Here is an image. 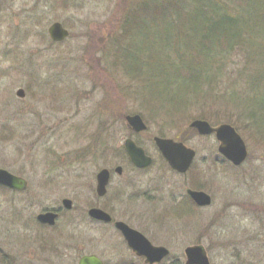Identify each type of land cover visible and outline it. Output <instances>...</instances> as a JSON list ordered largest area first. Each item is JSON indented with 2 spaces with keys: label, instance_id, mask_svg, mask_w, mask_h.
<instances>
[{
  "label": "rangeland",
  "instance_id": "obj_1",
  "mask_svg": "<svg viewBox=\"0 0 264 264\" xmlns=\"http://www.w3.org/2000/svg\"><path fill=\"white\" fill-rule=\"evenodd\" d=\"M125 2L0 0V169L28 182L24 193H0V264H77L79 257L90 254L106 264H122L118 260L124 257L126 264H143L132 259L113 227L97 225L86 215L87 207L97 203L96 173L116 166L123 174L111 176L108 194L99 204L109 206L113 218L128 223L153 246L166 248L169 256L162 264H184V249L193 245L205 249L210 264H264V131L247 130L245 121L231 120L237 130L222 122L233 114L212 106L229 117L207 122L213 127L229 124L244 140L247 158L238 167L218 154L213 135L199 136L188 128L191 121L185 119L194 115L191 111L171 122L160 137L161 123L149 118L142 104H156L165 91L159 79L150 81L148 71L162 72L158 60L167 50L158 37L147 38L156 28H145L135 40L140 58L150 56L136 90L133 80L113 65L110 47ZM263 4L252 24L257 42L264 38ZM52 23L68 30L63 44L50 41ZM257 44L263 51L264 41ZM262 60L264 55L256 64ZM247 61L240 53L224 61L219 92L251 78ZM18 89L24 90L23 99L16 97ZM263 103L261 94L257 104ZM139 112L148 129L134 134L125 116ZM257 123L264 129V114ZM153 137L194 150L186 174L172 172ZM126 138L152 158L149 168L141 171L129 164L122 147ZM194 187L211 196V206L174 212L187 201L185 191ZM64 198L73 201V209L62 210L55 227L44 229L34 222L43 210L61 209Z\"/></svg>",
  "mask_w": 264,
  "mask_h": 264
},
{
  "label": "trees",
  "instance_id": "obj_2",
  "mask_svg": "<svg viewBox=\"0 0 264 264\" xmlns=\"http://www.w3.org/2000/svg\"><path fill=\"white\" fill-rule=\"evenodd\" d=\"M262 3L264 0H126L118 34L110 42L115 52L113 65L126 79L133 80L137 90L144 73L142 66L150 56L145 55L144 61L140 58L135 40L145 28H156L147 38L155 41L158 37L167 52L158 60L162 72L149 70L148 77L150 81L156 77L160 88H166L159 102H145L142 111L154 121L159 120L160 137L165 135L164 128L185 118L186 112L194 113L186 117V122L201 119L218 123L220 117H229L221 116L212 106L233 114L222 122L235 126L231 120L237 119L241 123L245 121L242 126L247 130L264 131L257 123L264 114V103L257 104L258 96L264 97V61L256 64L264 55V49L259 51L257 43H262L264 38L257 42L255 27H252ZM238 53L248 60L251 78L243 77L241 86L232 82L219 92L217 88L223 83L222 75L225 76L221 71L224 61ZM147 67L150 68L148 63ZM255 109L261 111L260 115L252 113ZM240 110L244 115L234 117ZM193 132L186 130L185 134ZM6 192L7 189L0 187V193Z\"/></svg>",
  "mask_w": 264,
  "mask_h": 264
},
{
  "label": "water",
  "instance_id": "obj_3",
  "mask_svg": "<svg viewBox=\"0 0 264 264\" xmlns=\"http://www.w3.org/2000/svg\"><path fill=\"white\" fill-rule=\"evenodd\" d=\"M48 36L52 42L60 43L66 40L69 36L68 30H66L60 23H52L47 30ZM18 99H23L25 92L22 89H18L15 93ZM127 126L135 133H143L147 131V125L143 121L140 115H127L125 117ZM189 128L196 130L200 136L215 135L218 141V153L223 156L227 161L231 162L234 166L241 165L247 158V150L244 144V140L236 132L235 129L229 124H221L216 127H212L207 121L201 119L192 120L189 124ZM153 144L162 155L163 159L167 162L172 171L178 174H185L191 167L195 158L194 150L186 147L182 142H177L172 139H164L159 137H153ZM127 154V157L135 168L144 169L152 164V159L145 154V151L138 146L130 138L125 139L122 144ZM115 173L122 174V168L116 167ZM110 178V173L107 169H102L96 174V194L98 197H103L106 193V186ZM0 186L15 191H24L27 188V182L21 177L6 172L4 169H0ZM187 196L194 201L198 207H208L211 205V198L203 191L187 189ZM62 206L65 210L72 209V202L68 199L62 200ZM87 215L90 219L95 221L110 223L112 218L106 212L98 208H90L87 211ZM58 215L54 212H46L37 216V222L48 226H54ZM114 228L118 230L123 236L127 247L131 252L138 256L143 257L145 264H159L166 256L169 255V251L164 247L153 246L140 232L129 228L123 222L116 221ZM184 264H210L209 258L205 249L201 245L188 246L184 249ZM78 264H103L102 261L94 255L82 256Z\"/></svg>",
  "mask_w": 264,
  "mask_h": 264
},
{
  "label": "flooded vegetation",
  "instance_id": "obj_4",
  "mask_svg": "<svg viewBox=\"0 0 264 264\" xmlns=\"http://www.w3.org/2000/svg\"><path fill=\"white\" fill-rule=\"evenodd\" d=\"M105 169H107V168H105ZM108 171H109V173H110V178H109V181H108V185L106 186V193H105V195L103 196V197H98L97 196V194H96V183H95V195H96V201H97V203H94V204H91L89 207H87V211L91 208H98V209H101L102 211H104V212H106L108 215H110V217L112 218V222H110V223H104V222H99V221H95V220H93V222L95 223V224H97V225H102V226H104V227H113L114 228V224H115V222L116 221H120V222H123V223H125L126 225H128L129 226V228H132L128 223H126L125 221H123V220H120V219H115V218H113L114 217V215H113V212L107 207V206H105L104 207V205L101 207L100 206V204H99V201L100 200H102V199H104V197H106L107 196V194H108V186H109V184H110V182H111V180H112V175L113 174H115V169H107ZM122 175V174H121ZM121 175H117V176H121ZM21 177V176H20ZM96 179V178H95ZM26 180V179H25ZM96 181V180H95ZM26 182H27V180H26ZM43 185H44V187H45V189H46V175H45V178L43 179ZM27 188H28V182H27ZM27 190V189H26ZM25 190V191H26ZM195 190V189H194ZM197 190V189H196ZM25 191H23V192H17V191H9V192H13V193H16V194H21V193H24ZM199 191H202V190H199ZM211 197V196H210ZM66 199H68V198H66ZM68 200H70L71 202H72V209H73V201L71 200V199H68ZM186 200L187 201H185V200H182V203L183 204H179L178 206H176L175 208H173V209H175V211L176 210H180V211H191V209L190 208H199V209H204L203 207H198L196 204H194V201H192V199H190L187 195H186ZM211 202H212V198H211ZM210 202V203H211ZM188 203H189V205H188ZM191 204V205H190ZM212 204V203H211ZM211 206V205H210ZM209 206V207H210ZM205 208H208V207H205ZM63 209H65L63 206H62V202H61V209L60 208H57V209H48V210H43L42 212H39L37 215H39V214H43V213H46V212H49V211H51V212H54V213H56L57 215H58V217H57V219H56V221L57 220H59V218L62 216V210ZM63 211H65V210H63ZM37 215L35 216V223L37 224V225H39V227H41V228H44V229H46V228H50V227H48V226H46L45 224H41V223H39V222H37V219H36V217H37ZM86 215H87V212H86ZM58 222V221H57ZM115 229V228H114ZM133 229V228H132ZM115 231L122 237V235H121V233L119 232V231H117L116 229H115ZM126 244V243H125ZM127 246V245H126ZM128 248V247H127ZM129 250V249H128ZM130 251V250H129ZM131 252V251H130ZM90 255H94V254H90ZM131 257H133L132 259L134 260H141L142 261V263L143 264H145V261H144V258L143 257H138V256H136V255H134V254H132L131 253ZM96 256V255H95ZM82 257V256H81ZM81 257H79V259L81 258ZM98 257V256H97ZM101 261H102V263L103 264H106L105 263V261L104 260H102L100 257H98ZM79 259L77 260V264H78V261H79ZM124 260H118V263H122V264H126L127 262H129V261H126V259H125V257L123 258ZM164 261H161L159 264H162ZM134 263V262H133Z\"/></svg>",
  "mask_w": 264,
  "mask_h": 264
}]
</instances>
